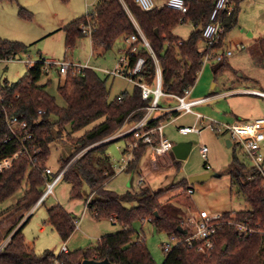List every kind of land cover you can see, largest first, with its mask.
I'll return each instance as SVG.
<instances>
[{"label":"trees","instance_id":"16d2710c","mask_svg":"<svg viewBox=\"0 0 264 264\" xmlns=\"http://www.w3.org/2000/svg\"><path fill=\"white\" fill-rule=\"evenodd\" d=\"M185 1L189 10L184 14L170 7L144 10L136 0H98L94 10L63 26L66 46L73 48L78 38L86 36L83 26H91L93 49L109 50L117 41L137 31L131 12L159 60L163 90L183 94L187 87L194 86L204 65L200 43L204 41L203 28L209 22L216 4V0ZM230 1L234 8L230 14L223 16L221 46L229 31L238 24L241 10L242 0ZM20 13L25 18H32V13H26L23 7ZM188 21L196 29L189 39L182 41L174 34V29ZM257 41L264 58V35ZM27 48L23 42L0 37V59H15ZM139 55L145 57L146 63L137 78L153 83L157 73L156 59L148 49L143 48L138 55L131 57L132 65ZM225 60L213 65L215 77L227 67ZM44 66V58L29 63L22 78L16 82L6 80L0 86V160L15 153L22 145L20 139L15 137L6 140L10 135L7 117L20 116L26 120L33 135L25 141L29 152L15 158L9 168L0 172V203L19 191L24 182L27 183L23 197L0 213V264H50L56 255L50 249L36 253L23 233L31 216L24 222L20 221L42 196L51 144L62 138L64 133L71 137V152L60 158V169L51 177L65 169L63 179L70 182L72 196L82 197L84 186H87V210L96 219H111L122 228L101 236L94 247L69 251L61 254L60 258L65 264H82L85 259L106 258L112 264H158L134 223L149 219L157 230L167 232L171 238L187 236L191 228L186 223L185 215L188 211L197 210L193 194L188 192V188L193 186L184 178L158 190L142 185L118 193L107 187L116 171L107 152L108 144L114 140L106 139L125 123L143 119L151 100L142 97L138 84H134L131 91H124L111 99L108 78H103L97 69L85 68L79 72H68L64 82L58 86V93L66 103L61 106L56 97L47 91V84L40 83L46 72ZM177 114V111L173 112V115ZM168 117L169 114L157 117L148 123L147 129L166 121ZM99 120L80 136H74ZM20 136H24V131L20 132ZM124 138L127 151L129 141L135 140L134 133L126 134ZM87 148L84 154L76 157ZM147 148V144L138 142L128 168L130 172L135 171L142 162ZM226 173L231 177L232 187L237 188L236 193L245 199L248 206L221 214L222 224L218 229L216 245L208 255L183 242L165 253L163 264H264V168L259 169L255 165L248 167L235 150ZM177 190L178 193L163 199L169 192ZM75 220L61 205L48 209V221L64 241L76 230ZM230 220L247 221L261 231L240 237L236 224L229 223ZM6 239L7 244L2 246ZM225 245L226 249L223 248Z\"/></svg>","mask_w":264,"mask_h":264},{"label":"rangeland","instance_id":"374dc122","mask_svg":"<svg viewBox=\"0 0 264 264\" xmlns=\"http://www.w3.org/2000/svg\"><path fill=\"white\" fill-rule=\"evenodd\" d=\"M97 2L98 0H0V37L20 41L28 46L27 50L16 55L14 60L0 59V86L4 85L6 80L8 82L18 81L26 74L30 62L34 63L43 58L70 61L73 63L89 62L90 65L97 69L112 67L121 46L120 40L107 51L101 49L95 51L92 46L91 37L86 35L78 38L75 46L68 49L65 33L62 29L64 25L94 10ZM159 2L162 3L164 0H159ZM21 7L26 9V13H32V18L23 17L20 13ZM194 30L195 26L188 21L180 23L176 27L174 34L184 41L189 39ZM249 32L253 33L254 36L248 37L247 34ZM263 35L264 0H242L241 10L238 15V24L225 37L227 44L233 50L234 54L226 58L225 62L227 63V67L216 79L211 67L219 63L210 62L203 65L199 78L194 84L196 94H193V96L200 97L202 95L203 97L211 92L222 93L231 87H236L239 90L245 88L264 90V58L260 45L256 40ZM236 43L242 46L243 50H237ZM223 47H225L224 40ZM97 71L103 78H108L107 84L110 87L111 99L117 97L125 89L131 91L134 87L131 82H128L124 78L108 77L103 72ZM48 78H51V82L49 83ZM64 80L65 76L59 74L58 67H55V69L46 71L40 81L41 84H47V91L56 97L57 103L61 106H64L66 103L57 89ZM214 82H217L218 85L215 91H212ZM204 108L207 110L204 111L200 107H197L196 110L205 116V122L215 120L219 123H225L213 116L227 118L229 114L232 115L229 108L239 114L242 121H249L258 116H264V97L244 92L233 95L228 94L226 97L222 96L216 101L213 100L209 105L206 104ZM210 113L215 115L210 116ZM193 120L192 115H182L178 123L171 124L166 129L168 136L173 141L183 140L192 142L193 149L190 156L187 160L182 161V172L177 173L176 170L173 171L171 169L168 175V169L162 167L159 172H153L150 181H147L144 173H149L151 168L150 161L152 160L151 151L148 150V147V151L145 153L142 162L135 171L130 172L127 169L118 172L107 183V187L118 193H124L128 189H136L142 185H148L153 190H158L181 176L201 173L207 168L204 165L205 159L199 151V147L202 144L209 146L208 160L217 170L223 172V170L227 169L235 150L237 156L242 161H245L248 167L251 168L254 166L252 159L243 154L235 142H233L232 146H228V134L219 135L209 128H205L200 133L194 132L187 136L178 133L176 127L179 123L191 124ZM100 121L92 123L85 129L75 133L74 136H80L85 130L93 127ZM125 129H127V126L119 129L111 136H115L119 131H124ZM70 139L71 137H68L64 133L62 138H59L58 141L51 144V153L47 160V167H51L55 172H58L60 169V158L69 155L71 152L70 145L72 141ZM126 146L127 143L124 138L116 139L108 144L107 152L114 166H117L121 158L127 156V151H125ZM88 149L81 151L76 157L81 156ZM261 152L264 156V143ZM174 163L180 169V163L175 161ZM141 164L144 166V173L141 169ZM172 171L173 176L170 175ZM140 177H144L141 183L139 182ZM131 179L134 181L133 187L129 185ZM191 185L195 188L193 196L197 206L200 209H208L212 214H219L228 210H241L248 206L245 199L236 193L237 188H231L230 176L226 172L220 177H212L205 182H196ZM26 189L27 183L24 182L23 187L19 191L1 202L0 213L14 206L23 197ZM88 193L89 188L84 186L82 197L72 196L70 182L63 179L57 185L54 192L45 200L44 204L38 207L33 213L30 212L32 208L28 210L29 213L28 211L25 212L20 223L26 218V215L27 217L31 216L29 222L23 229V233L26 241L34 246L36 253L41 254L47 249L54 250L58 253L64 243L60 234L48 221V209L56 205H61L67 211L73 213V216L77 217L75 219L82 218L81 226L76 228L70 238L66 240L70 251L77 249L86 250L87 248L94 247L98 244L101 236L117 232L122 228L120 224L113 223L111 219H96L86 209ZM165 198L163 197V199ZM200 209L197 208L195 211H188L185 215L186 218L196 216ZM42 226H44L43 229H41ZM134 227L145 238L146 244L156 262L163 264L166 258L163 245L164 243L173 244L171 236L165 231L157 230L153 223L148 220H138L134 223ZM7 242L8 239L2 243V246H5Z\"/></svg>","mask_w":264,"mask_h":264},{"label":"built area","instance_id":"2783aa9c","mask_svg":"<svg viewBox=\"0 0 264 264\" xmlns=\"http://www.w3.org/2000/svg\"><path fill=\"white\" fill-rule=\"evenodd\" d=\"M136 3L144 10H152L156 7H170L180 10L184 14L189 10L185 0H164L162 3H160L159 0H136ZM233 8V3L230 0H216L215 7L210 15V20L203 28V36L206 42V47L202 51L204 64L210 62H221L233 55L234 52L231 48L220 45L221 38L224 33L223 16L230 14L233 11ZM130 15L137 31L125 38L128 47L120 55L114 68L97 69L96 67L90 65L89 62L73 63L70 61H58L44 58L45 71H48L53 67H58L59 73L66 76L70 71L79 72L85 68H94L103 71L109 76L123 77L134 84H138L142 89V97L144 99L151 100L150 104L146 106L147 111L143 119L138 121L136 127L130 131L134 133L135 140L128 144L126 152L127 156L121 158L119 163H117V166H114L116 173L129 168L130 162L134 159V151L137 149L139 141L150 147L153 156H161L172 151L174 142L166 136L164 132L166 125L165 122H160L156 126L147 129L148 123L156 119V113L162 110L161 100L165 96L174 97L178 101V105L175 110L184 114L192 113L196 116L194 124L181 125L178 128V131L181 134L194 132L200 133L205 128H209L217 134L226 133L229 135L232 142H235L241 151L248 158L252 159L256 167L263 169L264 156L261 149L264 143V116H260L249 121H236L230 123H219L215 120L205 122V116L201 112L197 111L196 107L206 103L210 99L209 96L193 97V86L187 87L183 94L166 93L162 86V69L160 67L159 60L155 55L150 41L131 12ZM83 28L84 33L91 36V26H83ZM143 48L148 49L156 59L157 73L153 84L148 81H141L137 78L146 63L144 56L139 55L134 64H131V57L138 55ZM236 48L242 49L243 47L237 44ZM251 92L264 96V91L253 90ZM7 124L10 130V135L6 138V140L15 137L20 139L22 145L15 153L0 160V172L9 168L15 158L29 152V147L25 141L31 139L33 136L29 130L28 122L20 116L7 117ZM21 131H24L23 137L20 136ZM199 150L201 156L205 159L206 167L209 169V146L202 144L200 145ZM54 172L55 171L51 167H47L45 169L44 176L46 179V186L42 196L36 203V207L43 204L49 195L54 192L56 185L63 179L65 169L60 171L57 175L51 177ZM143 180L144 177H140L139 182L141 183ZM188 192L193 194L194 189L189 187ZM221 218V214H212L207 209H200L196 216H191L186 220L187 225L191 228V233L184 237H172L173 244L164 243L163 245L165 252L170 251L174 245L185 242L190 248L208 255L216 245L218 229L222 224ZM75 223L76 227L80 226V220H75ZM229 223L236 224L240 237H248L253 235L255 232L261 231L260 229L251 226L247 221L235 222L230 220ZM68 252L69 248L67 242L64 241L60 251L56 253L50 264H65L60 256L61 254Z\"/></svg>","mask_w":264,"mask_h":264},{"label":"crops","instance_id":"0c3cea01","mask_svg":"<svg viewBox=\"0 0 264 264\" xmlns=\"http://www.w3.org/2000/svg\"><path fill=\"white\" fill-rule=\"evenodd\" d=\"M64 25V24H63ZM63 29V28H62ZM62 29H60V30H62ZM176 29V28H175ZM175 29H174V33H175ZM196 29V28H195ZM247 36L248 37H253L254 36V34L253 33H251V32H249L248 34H247ZM260 37H262V36H260ZM260 37H258L256 40H258ZM121 41V46H120V48H119V50H118V52H117V57L115 58V62H114V65L112 66V67H104V68H99V69H112V68H114L115 67V65H116V63H117V61H118V59H119V57H120V55L127 49V47H128V44H127V42H126V40H125V38L124 39H122V40H120ZM238 43H236V45H237ZM224 45H225V47H227V48H230L229 47V45L227 44V41H226V38L224 39ZM92 46H93V43H92ZM205 47H206V42H205V40L204 41H202L201 43H200V50H201V52L205 49ZM237 50H243V49H237ZM234 54V53H233ZM9 60H14V59H9ZM52 69H55V67H53ZM211 69H212V72H213V65H212V67H211ZM100 72H103V71H101V70H99ZM104 73V72H103ZM59 74H61V73H59ZM105 74V73H104ZM62 75V74H61ZM107 75V74H106ZM213 75H214V72H213ZM108 77H109V75H107ZM111 76V75H110ZM215 76V75H214ZM111 77H113V78H116V77H118V76H111ZM121 78H123V77H121ZM199 78V77H198ZM217 77H215V79H216ZM125 79V78H124ZM48 80L51 82V78H48ZM127 80V79H126ZM128 81V80H127ZM128 82H130V81H128ZM132 83V82H131ZM133 85H134V83H132ZM153 84V83H152ZM217 85H218V83L217 82H214L213 83V88H212V91H215V89L217 88ZM253 90H260V89H257V88H245V89H243V90H239L238 88H234V87H231L230 89H227L226 91H224V92H222V93H218V92H211V93H209V94H207V96H209L210 97V99L206 102V103H203V104H201V105H199V106H197V107H200L202 110H207V109H205L204 107L206 106V104H210V102H212L213 100L214 101H216V100H218V98L219 97H222V96H224V97H226L228 94H237V93H239V92H244V93H252L251 91H253ZM124 91H129V90H127V89H125ZM123 91V92H124ZM196 90H195V86H193V92H192V96H193V94L195 95L196 94V92H195ZM260 91H264V90H260ZM123 92H121V94L123 93ZM229 92V93H228ZM198 93H200V92H198ZM224 93V94H223ZM121 94H119V95H121ZM223 94V95H222ZM252 94H254V95H257V96H261V95H258V94H255V93H252ZM118 95V96H119ZM194 97V96H193ZM196 97H198V96H196ZM200 97H202V95H200ZM261 97H264V96H261ZM174 101H176L175 103H174ZM178 105V101L174 98V97H171V96H165V97H163L162 98V100H161V106H162V110L161 111H159L158 113H156V116L157 117H159V116H161V115H165V114H169V117H168V119L166 120V121H164L165 122V129H164V132H165V134H166V136H168V134H167V132H166V129H167V127L169 126V125H171V124H174V123H178V121H179V119H181V117H182V115H192L193 116V118H194V120H193V122L191 123V124H186V123H179L178 124V126L176 127L177 128V131H178V128L181 126V125H192L193 123H195V121H196V116H195V114H192V113H187V114H184V113H182V112H180V111H177V110H175L176 109V106ZM196 107V108H197ZM175 111H177L179 114H177V115H173V112H175ZM229 111H230V113L232 114V115H230L229 114V117H227V118H225V117H223V118H221V117H218V116H216L215 114H212V113H210V114H208V115H210V116H213V115H215V116H213V117H217L218 119H220L221 121H223V122H225V123H230V122H236V121H242L241 120V116L239 115V114H237L233 109H231V108H229ZM258 117H260V116H258ZM255 118H257V117H255ZM254 118V119H255ZM136 125H137V121L136 122H127V123H125L124 124V126L123 127H125V126H127V129H125L124 131H119L118 132V134H116L115 136L113 135V136H111L109 139H107V140H116V139H119V138H124V136L126 135V134H128V133H130V131L132 130V129H134L135 127H136ZM122 127V128H123ZM178 133L179 134H181L179 131H178ZM189 134H192V133H189ZM189 134H181V135H183V136H187V135H189ZM219 135H227L226 133L225 134H219ZM169 138H170V136H168ZM125 139V138H124ZM171 139V138H170ZM229 139V138H228ZM126 140V139H125ZM172 140V139H171ZM173 141V140H172ZM183 141V140H182ZM174 142V144L175 143H177V142H180V141H173ZM232 145H233V142H232ZM231 145V146H232ZM149 147V146H148ZM200 148V147H199ZM192 149H193V146H192ZM192 149H191V151H192ZM148 150H150L151 151V149H150V147H149V149ZM147 150V151H148ZM191 151H190V153H191ZM200 151V150H199ZM190 153H189V155H188V157L190 156ZM188 157L185 159V160H187L188 159ZM159 158V159H158ZM151 161H150V166H151V168H150V171H149V173H144V166L141 164V169L143 170V173L145 174V176H146V180L147 181H150V179H151V174L153 173V172H159L161 169H162V167H164V169H168V172H167V174L169 175V171H171V169H173V171L174 170H176L177 171V173H179V172H182L183 170H182V161L183 160H180V159H177V158H173L172 157V155H171V152L170 153H166V154H163V155H161V156H153L152 155V152H151ZM158 159V160H157ZM168 160V161H167ZM159 161H162V162H159ZM174 161L175 162H177L178 163V161H179V163H180V169H178L177 168V166L175 165L176 163H174ZM208 162H209V160H208ZM161 163V164H160ZM165 164H167V165H165ZM209 164H210V168L208 169V168H206L204 171H210V170H215V171H218L219 173H221V176L223 175V174H225V172L227 171V169H228V167H229V165H228V167H227V169L226 170H223V172L221 171V170H217L215 167H213L212 166V164H211V162H209ZM230 164V163H229ZM204 165H206V163H205V161H204ZM264 168V167H263ZM173 171H172V173L170 174L171 176H173L174 174H173ZM203 171V172H204ZM202 173V172H201ZM117 174V173H116ZM115 174V175H116ZM140 174V173H139ZM193 175H195V174H193ZM190 176H192V175H185V176H181L180 178H178L177 180H173V181H171V182H177V181H179V180H181V179H184V178H186L187 180H188V182H189V177ZM230 176V175H229ZM63 180V179H62ZM230 181H231V188H232V180H231V177H230ZM61 182V181H60ZM59 182V183H60ZM170 182V183H171ZM58 183V184H59ZM170 183H167L165 186H167V185H169ZM190 183V182H189ZM57 184V185H58ZM191 184V183H190ZM57 185H56V187H57ZM130 185V184H129ZM133 185H134V181H133V184L132 185H130V187H133ZM164 186V187H165ZM55 187V188H56ZM163 187V188H164ZM193 189H194V192H195V188L193 187ZM55 190V189H54ZM179 191L177 190V191H175V192H169L168 194H166L164 197H166L165 199H167V198H169V197H171V195H174L175 193H178ZM173 193V194H172ZM193 198H194V196H193ZM164 199V200H165ZM194 201H195V204H196V207L198 208V209H200L198 206H197V203H196V200H195V198H194ZM45 203V202H44ZM43 203V204H44ZM42 205V204H41ZM41 205H39V206H37L36 207V205L34 206V207H32V210H30V212L31 213H33L38 207H40ZM201 209H206V208H201ZM208 210V209H207ZM209 211V210H208ZM228 211H232V210H228ZM228 211H224V212H228ZM70 212V211H69ZM223 212V213H224ZM28 213H29V211H28ZM71 213V212H70ZM72 215H73V213H71ZM219 214H222V213H219ZM29 217V216H28ZM27 215H26V218L22 221V222H24L27 218ZM75 218H77L76 216H74ZM76 220H80V226H81V220H82V218H80V219H76ZM79 226V227H80ZM79 227H76V228H79ZM44 228V226H42L41 227V229H43ZM67 242V241H66ZM29 243V242H28ZM30 245H32L31 243H29ZM33 246V245H32ZM34 247V246H33ZM70 251V250H69Z\"/></svg>","mask_w":264,"mask_h":264},{"label":"water","instance_id":"95a60500","mask_svg":"<svg viewBox=\"0 0 264 264\" xmlns=\"http://www.w3.org/2000/svg\"><path fill=\"white\" fill-rule=\"evenodd\" d=\"M228 146L232 145V140L229 138L227 139ZM192 149V142L190 141H180L177 142L173 145L171 155L173 158H177L180 160H185L190 151ZM221 173L215 170H210V171H204L202 173H198L195 175H192L189 177V182L191 184H194L196 182H205L209 180L212 177H220ZM133 184V179L130 181V185ZM182 232L184 231L183 229L179 228ZM226 245L223 247L226 249ZM82 264H112L109 259H103V260H95V259H85L83 260Z\"/></svg>","mask_w":264,"mask_h":264}]
</instances>
